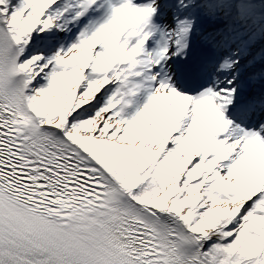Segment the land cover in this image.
<instances>
[{"label":"snow or ice","instance_id":"6c2138e0","mask_svg":"<svg viewBox=\"0 0 264 264\" xmlns=\"http://www.w3.org/2000/svg\"><path fill=\"white\" fill-rule=\"evenodd\" d=\"M0 264H264V0H0Z\"/></svg>","mask_w":264,"mask_h":264}]
</instances>
